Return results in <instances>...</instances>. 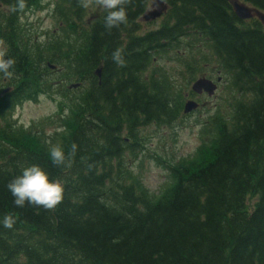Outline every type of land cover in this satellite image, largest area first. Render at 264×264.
<instances>
[{
	"label": "trees",
	"instance_id": "trees-1",
	"mask_svg": "<svg viewBox=\"0 0 264 264\" xmlns=\"http://www.w3.org/2000/svg\"><path fill=\"white\" fill-rule=\"evenodd\" d=\"M162 1L159 28L139 36L128 23L150 0H122L127 19L111 29L105 15L86 19L84 0H56L62 34L39 40L22 18L40 0H0V51L14 61L0 73V89L12 87L0 95V221L15 218L0 223V264H264V26L240 21L228 0ZM241 1L264 12V0ZM179 46L185 86L215 63L229 112L204 118L196 154L170 163L154 194L134 171L145 148L137 131L182 116L184 91L160 66ZM48 63L65 79L45 76ZM52 92L70 105L63 140L27 144L13 110ZM51 144L66 166L49 161ZM30 164L64 184L57 207L12 204L6 184Z\"/></svg>",
	"mask_w": 264,
	"mask_h": 264
},
{
	"label": "rangeland",
	"instance_id": "rangeland-1",
	"mask_svg": "<svg viewBox=\"0 0 264 264\" xmlns=\"http://www.w3.org/2000/svg\"><path fill=\"white\" fill-rule=\"evenodd\" d=\"M51 3L53 0H44ZM86 3V18L97 15L101 10H104L102 0H85ZM44 5V4H43ZM28 18L23 17V22L26 21L32 27V31L39 35L36 39L42 40L43 37L49 33L51 35L61 36L58 28V20L47 8L40 10H33L29 12ZM157 25H146L142 23V30L140 32L149 31ZM174 57V55L172 54ZM164 64V62H162ZM165 64L169 66V71L172 69L180 70V67L171 64V61H166ZM47 66V65H46ZM45 76L53 81L61 78L65 79L64 75L58 74L56 65L54 68L47 67ZM216 64L212 63L202 68L201 73L206 77H213L214 79L220 75L212 72L215 70ZM62 81V80H61ZM177 87L184 90L186 88L184 78L177 77ZM69 80H63V86L69 89ZM224 79H220L216 91L211 97L205 94L194 95L191 97L198 106L192 110L190 114H182L181 117L168 125L151 124L141 128L138 133L140 140H143L145 149L139 155L135 165V173L142 180L143 184L154 194H157L165 187L168 182L170 163H176L180 159H189L196 154V150L204 140L201 135V126L205 122V117L215 111L216 106L222 108L221 111L229 112L227 102H222L226 96L224 91ZM53 91V89L51 88ZM72 90V89H71ZM186 99V97H185ZM187 98L186 100H192ZM184 101V98H183ZM70 107L69 104L63 102L59 96L53 94L51 96H41L36 102H25L15 108L12 119L16 126L21 127L25 133L24 141L27 144H32L37 139H53L57 140L59 137L63 140V133L67 131L63 124L70 120L64 113L65 108ZM70 115V114H69Z\"/></svg>",
	"mask_w": 264,
	"mask_h": 264
},
{
	"label": "clouds",
	"instance_id": "clouds-1",
	"mask_svg": "<svg viewBox=\"0 0 264 264\" xmlns=\"http://www.w3.org/2000/svg\"><path fill=\"white\" fill-rule=\"evenodd\" d=\"M122 0H102L103 7L109 11L104 17L105 27L111 29L123 24L127 19V13L121 6ZM23 2L21 0L20 7ZM0 51V73L11 75L10 69L14 63L11 57ZM116 63H123L120 51L112 54ZM49 161L57 167L66 166L67 157L64 148L60 144H51L47 149ZM6 189L12 197V204L16 208H22L26 204L44 209H53L62 202L64 197V184L60 179L50 178L49 174L38 164H30L23 167L19 174L15 175L7 184ZM4 228H12L15 218L5 215L0 221Z\"/></svg>",
	"mask_w": 264,
	"mask_h": 264
},
{
	"label": "water",
	"instance_id": "water-1",
	"mask_svg": "<svg viewBox=\"0 0 264 264\" xmlns=\"http://www.w3.org/2000/svg\"><path fill=\"white\" fill-rule=\"evenodd\" d=\"M231 5L233 13L237 18L245 20L256 16L257 19H259L261 22H264V14L256 8L247 6L243 3L238 2L237 0H232ZM165 8V5L160 0H154L152 2L150 10L143 16V18L145 20L155 19L156 17L161 15L162 11H164ZM99 74L100 69H97L95 71V75L99 76ZM215 88L216 85L211 80L200 78L193 83L191 90L197 94H200L202 91H204L205 93H207V95H212ZM5 91H8V89H5ZM196 107L197 104L194 101L190 100L184 105V112L187 113L195 109Z\"/></svg>",
	"mask_w": 264,
	"mask_h": 264
},
{
	"label": "flooded vegetation",
	"instance_id": "flooded-vegetation-1",
	"mask_svg": "<svg viewBox=\"0 0 264 264\" xmlns=\"http://www.w3.org/2000/svg\"><path fill=\"white\" fill-rule=\"evenodd\" d=\"M161 19V18H160ZM160 19H158V20H160ZM158 20H156V21H158ZM139 21H140V23H141V18L139 19ZM156 21H154V22H152V23H155ZM132 26H138V22L137 21H133V22H129L128 23V27H132ZM140 26V25H139ZM139 26H138V28H139Z\"/></svg>",
	"mask_w": 264,
	"mask_h": 264
}]
</instances>
